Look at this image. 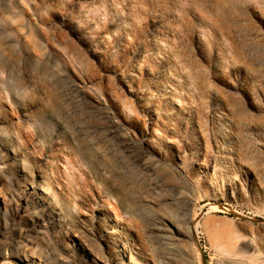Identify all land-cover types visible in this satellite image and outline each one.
Instances as JSON below:
<instances>
[{
  "label": "rangeland",
  "instance_id": "374dc122",
  "mask_svg": "<svg viewBox=\"0 0 264 264\" xmlns=\"http://www.w3.org/2000/svg\"><path fill=\"white\" fill-rule=\"evenodd\" d=\"M26 258L264 264V0H0V264Z\"/></svg>",
  "mask_w": 264,
  "mask_h": 264
},
{
  "label": "bare ground",
  "instance_id": "6f19581e",
  "mask_svg": "<svg viewBox=\"0 0 264 264\" xmlns=\"http://www.w3.org/2000/svg\"><path fill=\"white\" fill-rule=\"evenodd\" d=\"M222 158L223 159H227V158H229L228 157V155H222ZM196 163L197 164H199V165H202V164H204V161L202 160V159H198V160H196ZM12 165L14 166V167H16V168H21L22 167V164L20 163V162H18L17 160H13V162H12ZM208 177V175L207 174H202V175H200V179L201 180H206V178ZM46 191V188L44 187V186H42V185H35L34 186V191L33 192H37V191ZM112 233H114V234H116V233H118V230L117 229H114L113 231H112ZM19 256H21L22 258L25 256V253H21ZM131 257V256H130ZM155 257H157L156 258V260L158 259V256H156L155 255ZM132 258V257H131ZM26 260H28V262L27 263H29V264H40V263H37L35 260H31V259H28V258H26ZM116 264H126V263H116Z\"/></svg>",
  "mask_w": 264,
  "mask_h": 264
}]
</instances>
